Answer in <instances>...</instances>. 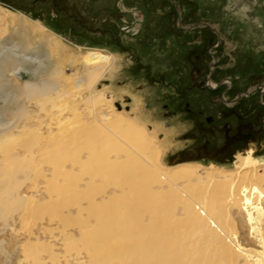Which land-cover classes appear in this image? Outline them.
Returning <instances> with one entry per match:
<instances>
[{"label": "rangeland", "instance_id": "374dc122", "mask_svg": "<svg viewBox=\"0 0 264 264\" xmlns=\"http://www.w3.org/2000/svg\"><path fill=\"white\" fill-rule=\"evenodd\" d=\"M200 23L218 24L226 43L217 45L214 31L207 30V33L199 26L182 28ZM5 47L27 55L25 58L30 55L27 60L20 57L11 69L0 72V132L16 135L18 141V145L8 146L5 151L19 156L32 151L38 161L40 155L35 152L38 147L48 152L53 144H68L61 151L67 161L63 167L73 169L75 176L81 177L83 181H79L77 187L81 192L94 191V187H100L104 181L94 174V181L88 179L85 168L93 167L87 165L90 155L88 149L84 151L87 141L81 138L80 132L95 128L91 123L94 122L92 113L101 108L95 102L86 101L89 93L81 82L79 71L89 54L112 56L114 69L108 70L112 78L109 74L102 77L94 91L106 90L116 112L122 111L147 133L157 135L156 143L161 140L164 149L165 166L191 163L230 168L235 154L243 153L250 141L257 147L254 158L264 163V117H260L259 124L257 122L258 115L264 113V105L259 96L242 99L235 107H225L222 94L227 84L218 89L203 86L209 76L217 83L233 80L234 90L225 91L233 99L236 93L264 84V0H0V50ZM211 49L217 59L213 71L209 70ZM58 60L64 61L66 80L59 81L45 74L50 62ZM40 80L54 83L55 87L44 85L45 90L38 86L37 91L23 89L24 83ZM120 104L124 107L119 110ZM209 118L212 121L208 122ZM56 122L62 125L59 129H64L57 131ZM47 124L57 132L43 134L42 129ZM31 125L37 127L33 137ZM240 125L243 126L241 132L238 131ZM226 128L228 133L224 131ZM226 134L233 138L231 143L227 144ZM23 180L20 177L18 191L33 194L39 190L40 195L34 198L37 206H46L55 199L48 196L47 186L39 181ZM64 185L57 184L62 188ZM73 192V188L70 189L69 193ZM59 198L56 206L46 212L40 207L28 211L3 209L0 264L74 263L77 255L70 251L80 249V243L72 246L63 236L68 233L77 237L79 233L61 219L70 213L71 218L78 215L79 219L88 220V213L80 212V206L74 209L68 202L69 196L60 194ZM91 199L102 201L98 195ZM83 204L85 207V202ZM112 220L105 218L110 224L116 223ZM121 220L131 224L135 217ZM89 222L94 230H100L96 228L100 220L89 216ZM116 230L129 228L120 226ZM261 235L264 238V223L256 228V243L251 244L264 251ZM35 239L40 246L29 253L27 246L37 242ZM48 245L51 247L47 248ZM79 257L85 258V254ZM253 257L249 259L256 263Z\"/></svg>", "mask_w": 264, "mask_h": 264}, {"label": "bare ground", "instance_id": "6f19581e", "mask_svg": "<svg viewBox=\"0 0 264 264\" xmlns=\"http://www.w3.org/2000/svg\"><path fill=\"white\" fill-rule=\"evenodd\" d=\"M213 28L218 32L216 26ZM25 56L13 52L11 48H3L0 50V72L11 69L21 58H30V55ZM63 62H50L45 74L59 81L66 80ZM83 65L79 73L82 86L89 93L86 101L101 106L98 112L92 113L94 122L91 123L95 124V128L80 131L83 134L81 138L87 141L83 147L90 155L87 165L93 167L85 168V172H88L90 181L94 179L93 174L97 179H104V186L94 187V191L81 192L77 189L79 181L83 180L75 176L73 169L63 167L67 161L61 151L68 144L59 142L53 144L50 151L44 152V148H37L33 140L38 149L35 152L40 155L37 161L32 151L27 154L22 152V156L5 151L8 146L18 145V141L15 140L16 135L0 132V215L3 209L8 212L17 209L28 211L40 207L46 212L56 206L60 194L66 198L69 196L68 202L74 209L80 206V212L88 213V220L79 219L76 215L72 221L70 213L61 219L79 233L77 237L68 233L63 236V240H68L72 246L80 243V249L70 251L77 255L73 264H264V251L251 246L256 243V228L264 223V163L254 158L257 151L255 142L242 150L243 153L235 154L230 168L202 167L191 163L167 167L162 162L164 149L161 140L156 143L157 135L147 133L122 111L116 112L112 107V98L106 96V90L94 91L102 77H108V70L114 69L111 67L112 56L89 54ZM109 76L112 78L111 74ZM52 84L45 80L26 82L23 89L37 91L38 86L54 88ZM210 85L214 86V83L210 82ZM37 126L41 129L39 124ZM59 126L62 125L58 123L57 131L64 129H59ZM29 129L33 137L36 125H31ZM42 130L43 134L55 132L50 124ZM20 177L47 186L48 196H55V199L48 201L43 208L37 206L34 198L40 195L39 190L37 192L36 188L33 194L18 191ZM58 183L65 184L64 188L57 186ZM72 188L74 192L70 194ZM93 195L100 196L102 201H94L91 199ZM89 216L100 220L96 225L100 230L90 226ZM131 217H135L134 223L121 220ZM105 218H111L116 223L110 224ZM120 226L129 230H116ZM36 241L27 246L29 253L40 246V242ZM260 241L264 248L262 235ZM81 253L85 254V258L79 257ZM252 255L257 259L256 263L249 259Z\"/></svg>", "mask_w": 264, "mask_h": 264}, {"label": "flooded vegetation", "instance_id": "af4514ba", "mask_svg": "<svg viewBox=\"0 0 264 264\" xmlns=\"http://www.w3.org/2000/svg\"><path fill=\"white\" fill-rule=\"evenodd\" d=\"M195 27L196 26H199V27H202V28H204V29H206V31L207 30H211V31H214L215 33H216V37H217V40H216V43H217V45H218V43H220V46L223 44V42H225L226 43V36H225V34L222 32V29H221V27L218 25V24H214V23H200V24H198V25H194ZM213 26H216L217 27V29H218V32L215 30V28H213ZM182 28H184L183 26H182ZM192 29V27L190 26V27H186V28H184V29ZM220 28V29H219ZM207 33H209L208 31H207ZM224 36V37H223ZM209 37V36H208ZM203 40H204V37H203ZM212 50H214V49H211L210 51V54L212 55V60H211V62L209 63V70L210 71H213V69H214V65L216 64V62H217V59H216V57H215V52H212ZM225 79V78H224ZM214 80L212 79V77L211 76H209L208 77V79H207V81H206V83H204L203 84V86H205V87H209L210 89H218V88H220L221 87V85L222 84H227V88H225V91H227V92H229L231 89L232 90H234V88H235V82L233 81V80H222L221 82L219 81L218 83L217 82H213ZM210 82H212V83H214V86H211L210 85ZM223 92V94H222V100H223V102H224V106L225 107H235V106H237L238 105V103H240V101L242 100V99H249V100H252L253 99V97H254V95H257V96H259L258 98L261 100L260 101V103L261 104H263L264 105V100H263V97H264V84H257V85H253V86H251V87H249L246 91H243V92H239L238 94L236 93V95H235V97L233 98V99H231V98H229L228 97V95L226 94V92ZM220 99V98H219ZM119 107H121L120 105H119ZM263 114V115H262ZM260 117H264V113H261V115H258V117H257V122H258V124L260 123L259 121L261 120V118ZM210 121H212V118H209L208 119V122H210ZM263 123H264V121H263ZM227 123H225V126L227 127V125H226ZM262 125V124H261ZM242 125H240L239 126V128H238V131L239 132H241L242 131ZM226 133H228V130H227V128L224 130ZM240 134V136H242L241 135V133H239ZM232 137H229L227 134H226V141H227V144L228 143H231L232 142ZM235 141V140H234ZM249 143H253V141H250Z\"/></svg>", "mask_w": 264, "mask_h": 264}, {"label": "water", "instance_id": "95a60500", "mask_svg": "<svg viewBox=\"0 0 264 264\" xmlns=\"http://www.w3.org/2000/svg\"><path fill=\"white\" fill-rule=\"evenodd\" d=\"M178 24L180 26V18L178 17ZM192 28L195 27V26H191Z\"/></svg>", "mask_w": 264, "mask_h": 264}]
</instances>
